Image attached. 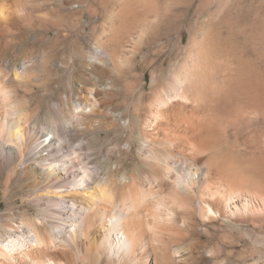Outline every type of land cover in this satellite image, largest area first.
<instances>
[{
	"label": "bare ground",
	"instance_id": "6f19581e",
	"mask_svg": "<svg viewBox=\"0 0 264 264\" xmlns=\"http://www.w3.org/2000/svg\"><path fill=\"white\" fill-rule=\"evenodd\" d=\"M25 4L0 0V185L22 199L3 217L0 264H264V132L252 151L235 141L264 121L257 64L209 25L185 46L178 34L182 56L164 76L151 65L147 81L140 67L120 86L115 74L144 50L143 29L128 36L152 1L117 0L77 58L54 10L34 23ZM42 42L45 59L20 52ZM35 63L57 94L47 119Z\"/></svg>",
	"mask_w": 264,
	"mask_h": 264
},
{
	"label": "rangeland",
	"instance_id": "374dc122",
	"mask_svg": "<svg viewBox=\"0 0 264 264\" xmlns=\"http://www.w3.org/2000/svg\"><path fill=\"white\" fill-rule=\"evenodd\" d=\"M23 1L24 4L26 3V9H28L27 13L29 16L27 17L29 20L32 19L31 21L34 23H37L39 18L46 17L49 11L54 10V33L59 35L60 40H62L61 38L63 35H67V45L70 48H68L69 54L71 57L77 58L81 49L84 48L85 51H90L96 48L98 44L97 40L102 36V30L104 27L107 28L108 26L106 17L108 13L115 8L117 0ZM148 1H152L155 8L152 7L151 10L149 9L144 12L145 15L142 14L141 19L138 21V26H141L132 29L131 34L128 36L129 40H134V38L138 36V29H143L144 50L138 53L136 57V68L124 67L115 74L116 81L120 86L134 83V75L141 71L140 67L145 69V79L147 81L150 79L151 65L157 66L158 72L160 70L159 73L161 76H164L182 56L181 53L183 52V48L180 49L179 44H177L178 34L181 33L183 35L184 44L182 43L181 45L185 46L186 40L190 35L200 37L201 33L206 30L209 25L212 26L221 37H227L234 45L236 44V46L239 47V52L241 50V54L244 53V55L242 54L244 57L254 61V63L257 64L258 70L260 69L259 71H262L261 73L264 74V0ZM65 44L66 43L63 41L60 42L59 46L61 47L59 53L64 50V48L67 49L65 47L67 45ZM30 47L31 48L27 51L21 50L20 52L30 57L46 58L48 46L45 42L35 45V47L30 45ZM30 72L34 74L35 77L37 76L34 86L39 100L37 103L41 107L42 118L47 119L51 116L48 105L57 98V94H45V87L47 84H50L53 76L48 74V71L38 63L34 64ZM48 75H50L51 78ZM75 80L77 81L76 78ZM250 127L251 129H248ZM250 127L243 128L242 131H239V134L237 133L236 135L238 138H236L235 141H239L240 146L243 144V147H247L251 149L249 151H252L258 147L257 144L260 143L257 139L259 140V134H261L262 131L264 132V121ZM258 131L260 133H258ZM137 132V130L134 132L136 136L134 137L138 146L140 139L137 137ZM251 143L255 147L252 146ZM100 145H102V143H94L95 148H98ZM137 146L134 147L128 160L130 169H133V166L134 168H138ZM96 159L102 163L104 168L112 165L110 162L104 161L101 155L97 154ZM15 190L16 189L12 191V196L14 197L10 195L11 197L9 196L10 198H7L0 185V231L5 221L3 217L8 212V209L17 208L21 204L22 199L20 195L15 194ZM236 243L238 253L243 252L248 254L249 250L255 247V245L248 240L236 241ZM258 248L261 254H263L264 245ZM258 256L259 254L256 255V257Z\"/></svg>",
	"mask_w": 264,
	"mask_h": 264
}]
</instances>
